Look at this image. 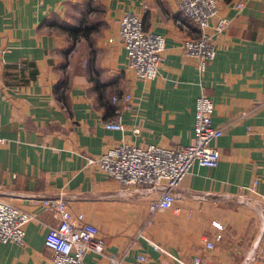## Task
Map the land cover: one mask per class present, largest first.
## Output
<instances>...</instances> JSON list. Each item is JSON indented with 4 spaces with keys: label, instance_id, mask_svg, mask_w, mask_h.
<instances>
[{
    "label": "crops",
    "instance_id": "crops-1",
    "mask_svg": "<svg viewBox=\"0 0 264 264\" xmlns=\"http://www.w3.org/2000/svg\"><path fill=\"white\" fill-rule=\"evenodd\" d=\"M216 2L217 17L230 26L215 36L216 57L201 73L183 48L198 32L176 0H0V201L33 217L22 246L0 244V264L49 262L44 238L58 218L44 201L59 195L104 240V253L87 254L84 264H108L110 256L131 262L140 254L149 264H173L149 242L186 262L246 264L250 256L264 264L260 206L248 196L249 204L238 200L252 184L264 196V0ZM128 12L165 40L152 82L126 66L117 26ZM87 25V36L76 39L58 28ZM203 92L213 103L212 127L222 129L213 143L219 165L191 168L176 191L177 211L151 215L144 192L123 191L85 167L82 156L123 143L188 147ZM122 95L131 99L127 109L112 102ZM118 115L123 132L105 130ZM217 234L221 240L207 251L205 241Z\"/></svg>",
    "mask_w": 264,
    "mask_h": 264
},
{
    "label": "built area",
    "instance_id": "built-area-1",
    "mask_svg": "<svg viewBox=\"0 0 264 264\" xmlns=\"http://www.w3.org/2000/svg\"><path fill=\"white\" fill-rule=\"evenodd\" d=\"M178 13L186 17L198 32L196 39L186 40L183 44L185 56L196 61L201 73L214 61L216 49L214 38L226 32L230 21L217 17L216 0H176ZM238 4L237 9L241 10ZM218 19L211 28L210 22ZM210 30V31H209ZM119 40L126 50V66L136 79L152 82L158 74L160 63L165 52V40L161 35L144 30L142 19L128 12L120 16L117 26ZM112 42V40H110ZM3 53L0 52V61ZM112 102L119 109H127L131 101L128 95L114 97ZM213 103L204 92L199 95L194 107V141L188 147L172 146L163 148L147 145L137 147L121 144L108 150L98 157L82 156L86 168L94 169L107 178L116 181L121 189L144 192L150 200L148 213L151 215L160 211H177L173 209L176 200L181 199L177 189L188 176L191 168L197 164L202 168L216 169L220 154L213 143L221 138L222 129L212 127ZM244 114L243 116H245ZM1 121V118H0ZM1 128V123H0ZM121 117L106 122L105 130L123 132ZM137 133V132H136ZM5 140L0 135V146ZM264 161V159H263ZM255 184L241 188L238 200L249 204L246 196L260 206V217L264 218V196L255 191ZM44 207L57 216L58 224L48 229L44 238V246L51 252L47 264H84L87 254L101 255L105 243L99 231L84 221L81 214L70 213L68 204L62 196L53 200H45ZM32 216L0 201V244H24V229L32 220ZM212 226L221 232L223 227L213 223ZM141 236V235H140ZM221 240L217 234L211 240L205 241L208 251L215 249L214 242ZM154 252L162 255L173 264H203L199 258L191 262L183 261L161 246L149 242ZM246 264H252L254 259L245 258ZM108 264H149L147 256L137 255L131 262L116 256H110Z\"/></svg>",
    "mask_w": 264,
    "mask_h": 264
},
{
    "label": "trees",
    "instance_id": "trees-1",
    "mask_svg": "<svg viewBox=\"0 0 264 264\" xmlns=\"http://www.w3.org/2000/svg\"><path fill=\"white\" fill-rule=\"evenodd\" d=\"M58 28L65 32L66 34H68L70 37L72 36L74 39H76L79 34L83 35V36H87V32L88 30V25L85 27H78V28H64V27H60L58 26Z\"/></svg>",
    "mask_w": 264,
    "mask_h": 264
}]
</instances>
